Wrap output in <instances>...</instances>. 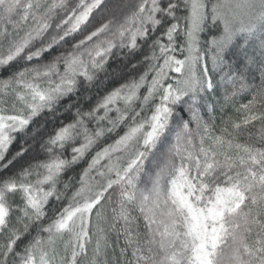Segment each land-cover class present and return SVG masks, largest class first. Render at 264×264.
I'll return each instance as SVG.
<instances>
[{
  "label": "snow or ice",
  "instance_id": "snow-or-ice-1",
  "mask_svg": "<svg viewBox=\"0 0 264 264\" xmlns=\"http://www.w3.org/2000/svg\"><path fill=\"white\" fill-rule=\"evenodd\" d=\"M0 264H264V0H0Z\"/></svg>",
  "mask_w": 264,
  "mask_h": 264
},
{
  "label": "trees",
  "instance_id": "trees-1",
  "mask_svg": "<svg viewBox=\"0 0 264 264\" xmlns=\"http://www.w3.org/2000/svg\"><path fill=\"white\" fill-rule=\"evenodd\" d=\"M118 63H120V61L114 56L112 62H110L111 67H116ZM108 87H111V84H109ZM105 90H106V89H105L103 86H101L99 89L94 88V89L92 90V93H91V94L93 95V99L96 98V93H97V92L100 93V94H103V92H104ZM81 96H83V91H82V93H81ZM81 102L83 103V100H81ZM185 118H187V115H186V114H185ZM52 126H53V125H52V122H51V120H49V127H52ZM114 138H115V136H112V137L107 138L106 141H101V145H102L103 143H105V142H107V143H111L112 140H113ZM99 146H100V145H98V147H99ZM85 166H86V165L82 162L80 165L76 166L71 172H69L68 175L75 176V175L78 174V173L81 171V169H82L83 167H85Z\"/></svg>",
  "mask_w": 264,
  "mask_h": 264
}]
</instances>
